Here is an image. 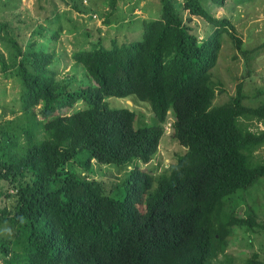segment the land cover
Returning a JSON list of instances; mask_svg holds the SVG:
<instances>
[{
  "label": "trees",
  "instance_id": "obj_1",
  "mask_svg": "<svg viewBox=\"0 0 264 264\" xmlns=\"http://www.w3.org/2000/svg\"><path fill=\"white\" fill-rule=\"evenodd\" d=\"M230 1L184 0L179 10L175 0H160V16L144 19L141 39L106 43L100 33L72 54L94 81L79 87L57 79L55 53L27 37L36 28L0 19L1 69L14 68L22 84L21 113L0 124V197L11 200L0 209L2 264H226L218 259L234 227H263L255 205L247 216L225 210L231 195L264 178V162L253 161L264 129L241 123L264 122V99L248 103L239 81L229 101L214 102L212 70L225 34L248 62L264 54V44L243 48L232 20L213 13L211 5ZM193 16L211 31L202 35ZM132 95L150 103L157 123L137 127L136 111L108 101ZM169 113L185 150L156 178L139 162L158 152ZM77 159L87 174L68 167ZM93 160L134 166L123 196L91 176ZM244 264L264 258L254 251Z\"/></svg>",
  "mask_w": 264,
  "mask_h": 264
},
{
  "label": "rangeland",
  "instance_id": "obj_2",
  "mask_svg": "<svg viewBox=\"0 0 264 264\" xmlns=\"http://www.w3.org/2000/svg\"><path fill=\"white\" fill-rule=\"evenodd\" d=\"M175 2L177 8L182 10L184 0ZM211 8L216 16L232 20L236 35L243 41V48L252 49L264 44V0L245 3L231 0L225 8L215 5H211ZM160 9V0H117L115 8L111 6V0H0V19L21 24L23 28H36L37 32L33 35L26 32L27 37L39 41L42 48L55 53L52 67L58 72L57 79L62 83H69L71 87H79L94 81L72 59L76 50L91 47L99 39L100 33L102 36L106 35V43L110 42L111 37L120 42L139 40L143 35L144 19L159 17ZM183 12L186 17L188 10ZM193 17L199 23L202 35L211 31L204 19ZM107 19L111 21L110 24ZM25 30L27 29H21L23 32ZM0 48L3 49L2 43ZM212 71L217 88L215 104L225 103L236 95L239 81L244 82V90L249 96L248 103L256 105L264 99L258 94L264 88V54L258 57L252 55L248 62L227 34L223 38L218 64ZM21 87V80L15 69L4 72L0 65V124L21 113ZM108 101L112 107H129L136 111L137 127L158 121L150 103L141 101L134 95L128 98L109 97ZM173 121L174 116L169 113L168 120L164 123L165 133L159 150L152 161L147 164L139 162L142 168L156 178L169 170L185 150L172 136ZM241 123L255 132L264 129V122L257 118L242 119ZM20 142L26 144V137H21ZM78 159L69 162L68 167L82 175L87 174ZM253 161L264 162V146L255 152ZM93 165L95 172L91 176L103 180L114 191V195L125 194L121 185L134 166L120 168L113 163L100 164L95 160ZM5 187L0 185L4 192ZM10 204L11 200L6 195L0 197V209ZM250 205L258 208L257 213L260 214L263 227L235 226L229 237L227 256L220 255L218 259L226 260V264H244L245 259L254 251L264 258V178L231 195L225 210H230L235 215L247 216L251 210Z\"/></svg>",
  "mask_w": 264,
  "mask_h": 264
}]
</instances>
